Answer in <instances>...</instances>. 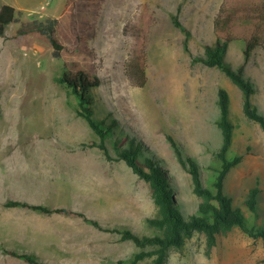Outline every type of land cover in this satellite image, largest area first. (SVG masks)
I'll return each instance as SVG.
<instances>
[{
	"label": "rangeland",
	"instance_id": "rangeland-1",
	"mask_svg": "<svg viewBox=\"0 0 264 264\" xmlns=\"http://www.w3.org/2000/svg\"><path fill=\"white\" fill-rule=\"evenodd\" d=\"M67 0H0L17 10V21L0 36V264H30L8 249L36 254L45 264H116L141 249L121 234L96 228L79 216L46 213L8 201H27L52 208L82 211L104 226L154 235L147 218L157 214L150 185L124 160L115 142L140 146L168 178L185 215L197 213L202 199L194 193L192 174L179 159L196 164L206 187H213L222 145L218 91L228 90L234 141L229 152L243 161L227 176L225 191L250 224L264 218V129L246 117L244 95L221 70L194 63L207 45L216 44L214 19L223 0H104L96 36L100 85L93 91L95 118L115 122L107 138L112 159L91 141L99 137L77 114V99L60 82L64 60L53 55L46 35L20 34L23 23L58 18L68 21ZM146 3L154 16L147 38V83L133 84L127 72L131 57L129 23ZM190 32L175 26L173 17ZM243 41L226 55L256 84L254 103L264 112V48L257 47L245 64ZM259 188L257 213L244 201ZM147 250L149 248H146ZM147 257L138 264L150 262ZM165 264H264V244L234 227L210 246L196 231L182 248L172 247Z\"/></svg>",
	"mask_w": 264,
	"mask_h": 264
},
{
	"label": "trees",
	"instance_id": "trees-1",
	"mask_svg": "<svg viewBox=\"0 0 264 264\" xmlns=\"http://www.w3.org/2000/svg\"><path fill=\"white\" fill-rule=\"evenodd\" d=\"M103 2L104 0H67L66 6L70 8V13L66 23L63 24L58 18H48L44 21L34 19L23 23L19 33L39 32L47 36L53 48V55L64 60L65 69L58 79L59 82L76 97L78 116L84 118L99 137V141H91L89 145L99 148L110 160L112 157L106 140L114 134L115 122L107 125L95 118L93 91L100 85V79L95 63L96 54L89 46V41L96 36ZM16 21V8L3 4L0 7V36H4L7 27ZM153 22L154 16L149 13L148 5L142 3L128 27L132 52L127 72L131 82L140 87L147 83V38ZM173 22L186 33L185 47L188 49L190 32L178 15L173 17ZM214 32L216 44L207 45L203 54L192 55V61L218 68L237 85L244 95V114L264 129V112L254 103L257 92L255 82L245 73L244 67L235 68L226 58L229 45L235 41L245 43V64L257 47L264 48V0H223L214 19ZM218 106L217 124L222 134V145L216 153L219 167L216 169L217 175L212 188L204 185L199 167L194 163L188 166L176 146L180 162L192 174L194 193L202 199L197 213L192 215L183 213L173 196L174 188L168 178L153 159L142 155L138 144L131 140L129 146L121 147L119 141L115 142L118 159L124 160L134 173L150 185L154 203L158 207L157 214L147 218V224L156 230L154 235H140L131 229L121 230L117 226H104L99 220L72 208H52L13 200L8 201L6 205L27 207L49 214L79 216L96 228L120 233L122 240H132L141 250L128 261L120 260L116 264H138L147 257L152 260L144 264H165L169 250L172 247L182 248L196 231L206 233L210 246L217 243L220 233L234 227L240 228L252 238L261 239L264 244V218L261 224H250L245 211L239 206H234L232 196L225 191L228 174L243 161L244 156H229L234 141L235 124L231 118V97L224 87H220L218 91ZM258 195L259 188L253 187L244 201L245 206L253 213L258 211ZM7 252L30 264H45L36 254L30 252L12 249Z\"/></svg>",
	"mask_w": 264,
	"mask_h": 264
}]
</instances>
